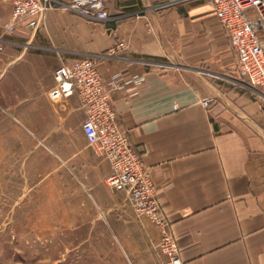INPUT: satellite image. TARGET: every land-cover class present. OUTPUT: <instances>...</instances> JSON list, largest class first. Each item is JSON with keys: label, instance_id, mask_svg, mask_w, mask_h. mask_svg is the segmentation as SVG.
<instances>
[{"label": "crops", "instance_id": "0c3cea01", "mask_svg": "<svg viewBox=\"0 0 264 264\" xmlns=\"http://www.w3.org/2000/svg\"><path fill=\"white\" fill-rule=\"evenodd\" d=\"M157 2L105 0L104 20L55 8L41 27L8 32L13 0H0V210L20 209L32 197L43 210L41 225L66 227L80 211L77 223L91 236L115 243L105 253L113 264L167 260L160 228L138 215L124 190L107 185L111 165L85 137L87 109L78 94L50 97L59 66L95 58L106 80L117 72L145 77L114 92L112 102L152 171L184 263L264 264V87L239 75L221 25L202 39V20L216 18L207 0L160 10ZM187 38L194 57L203 47L222 56L207 57L210 68L160 62L185 55ZM120 41L125 48L107 55Z\"/></svg>", "mask_w": 264, "mask_h": 264}, {"label": "built area", "instance_id": "2783aa9c", "mask_svg": "<svg viewBox=\"0 0 264 264\" xmlns=\"http://www.w3.org/2000/svg\"><path fill=\"white\" fill-rule=\"evenodd\" d=\"M186 0H158L156 9ZM229 37L237 56L239 75L250 85L264 87V0H207ZM70 9L90 18L107 19L105 0H13L8 32L18 26L39 28L51 9ZM125 48L120 41L107 51L114 55ZM55 85L50 89L52 99L78 94L87 109L82 128L89 145L109 161L111 173L106 183L112 189H122L139 216L148 217L161 231L160 249L168 258L163 264H185L179 246L172 235L170 222L160 211V200L152 171L147 167L133 145L129 132L119 123L112 102L113 93L131 89L142 82L144 75L126 77L121 72L104 79L95 58H81L62 64L54 72ZM133 95L138 91L131 92ZM204 104L209 105L205 99Z\"/></svg>", "mask_w": 264, "mask_h": 264}, {"label": "rangeland", "instance_id": "374dc122", "mask_svg": "<svg viewBox=\"0 0 264 264\" xmlns=\"http://www.w3.org/2000/svg\"><path fill=\"white\" fill-rule=\"evenodd\" d=\"M193 23L194 19L186 18V29H193ZM201 23L200 29H203L201 33L203 40L210 38L211 34L207 29H222L216 18H213L210 24L206 19H203ZM190 40L186 39L185 55L180 50V56L172 59L163 58L160 62L195 64L193 66L210 68V66L203 65L206 63L205 59L207 57L219 59L222 56V50H217L210 55L203 47L202 54L194 57L193 52L189 51L188 42ZM161 65V69L183 73L186 71L184 68ZM74 185L80 187L82 180L75 177ZM37 205L39 204L35 203L31 197L22 204L20 209L0 210V264L114 263L113 257H105V253H109L108 250L113 251L115 243L111 242L107 235H103L100 241L95 238L97 237L96 234L91 236L89 227L77 223L80 220L76 219V215H79L80 211L75 210V225L73 227L57 224L41 225L40 222L44 221L40 218L43 210L36 209L35 206ZM102 231L104 230L102 229ZM89 237L90 239H88ZM158 246L160 249V242Z\"/></svg>", "mask_w": 264, "mask_h": 264}, {"label": "water", "instance_id": "95a60500", "mask_svg": "<svg viewBox=\"0 0 264 264\" xmlns=\"http://www.w3.org/2000/svg\"><path fill=\"white\" fill-rule=\"evenodd\" d=\"M171 66H175V65L172 64Z\"/></svg>", "mask_w": 264, "mask_h": 264}]
</instances>
